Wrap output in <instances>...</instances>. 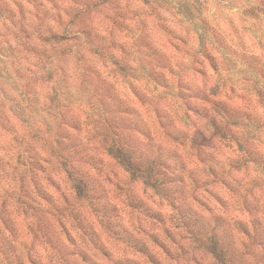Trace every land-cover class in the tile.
Segmentation results:
<instances>
[{
    "label": "clouds",
    "instance_id": "9594fccd",
    "mask_svg": "<svg viewBox=\"0 0 264 264\" xmlns=\"http://www.w3.org/2000/svg\"><path fill=\"white\" fill-rule=\"evenodd\" d=\"M0 264H264V0H0Z\"/></svg>",
    "mask_w": 264,
    "mask_h": 264
}]
</instances>
